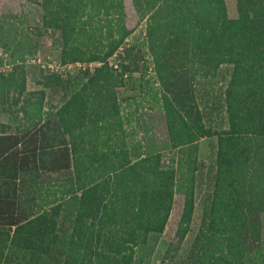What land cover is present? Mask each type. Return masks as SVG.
I'll use <instances>...</instances> for the list:
<instances>
[{"label": "trees", "instance_id": "16d2710c", "mask_svg": "<svg viewBox=\"0 0 264 264\" xmlns=\"http://www.w3.org/2000/svg\"><path fill=\"white\" fill-rule=\"evenodd\" d=\"M28 1L52 28L60 64L84 67L35 89L22 63L0 70V264H131L137 232L162 233L176 193L178 249L195 208L199 140L213 136L210 204L186 264H264V0H236L235 17L225 0H130L157 82L142 94L163 112L168 158L144 154L117 95L129 67L109 58L132 32L124 0H83L77 18L70 0ZM201 83L210 103L198 99L209 93ZM53 85L59 105L47 101Z\"/></svg>", "mask_w": 264, "mask_h": 264}, {"label": "rangeland", "instance_id": "374dc122", "mask_svg": "<svg viewBox=\"0 0 264 264\" xmlns=\"http://www.w3.org/2000/svg\"><path fill=\"white\" fill-rule=\"evenodd\" d=\"M83 0H70V13L73 18L78 17L79 7ZM228 15L235 17L236 0H225ZM126 13V26L132 29L131 34L122 45L121 53L116 61L128 65L129 69L123 72V85L117 87V95L122 103L123 112L127 115L126 127L134 139L140 141L145 155L163 152L168 158L170 144L163 112L157 105L149 107L148 95L143 96L144 90L149 86L154 88L157 82L154 79L153 64L145 47V21L140 20L131 6L130 0H124ZM52 28L45 24L41 18L40 7L28 0H0V70L9 71L16 63H22L27 69V86L29 89L41 88L37 81L45 79L46 75L57 73L62 79L76 74L83 67L79 64L62 67L59 60V48L54 44ZM39 58V62L37 61ZM114 58L111 60L113 61ZM147 67L145 70L144 67ZM119 68V66H118ZM145 72L142 77V72ZM222 73L227 75L223 66ZM220 76V75H219ZM219 80V79H218ZM213 86V91L218 92ZM209 93L201 99L211 102L209 84L197 85ZM53 85L46 88L47 101L59 105L61 92ZM220 115L223 112H219ZM2 121L8 116L0 114ZM219 116L212 113L211 123L215 125ZM216 137H205L199 140L198 164L195 178V208L190 228L183 242L175 250V231L182 208V194L176 193L173 207L162 233L147 232L139 229L136 235L135 255L131 264H186V256L190 251L204 211L209 207L210 194L213 186L216 156ZM168 160V159H167ZM261 239L264 240V213L261 214ZM14 262L22 259L20 253L14 254ZM62 257H57L55 264H60ZM15 264V263H13Z\"/></svg>", "mask_w": 264, "mask_h": 264}, {"label": "built area", "instance_id": "2783aa9c", "mask_svg": "<svg viewBox=\"0 0 264 264\" xmlns=\"http://www.w3.org/2000/svg\"><path fill=\"white\" fill-rule=\"evenodd\" d=\"M121 47L109 58V64L110 65H113L115 68L116 67H118V61H116L115 60V58L119 55V53H121ZM114 58V60L113 61H111L112 59ZM37 61L39 62V58H37ZM74 64H79L80 66H82V67H84V65L83 64H81V63H78V62H76V63H71V64H67V65H61L62 67H65V66H67L68 68L71 66V65H74ZM95 63H89V67H92L93 65H94Z\"/></svg>", "mask_w": 264, "mask_h": 264}]
</instances>
